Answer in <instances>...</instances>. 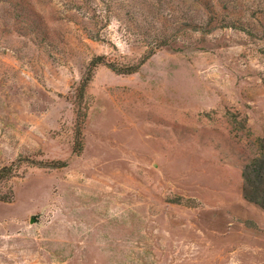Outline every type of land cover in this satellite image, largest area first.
<instances>
[{
  "label": "rangeland",
  "instance_id": "374dc122",
  "mask_svg": "<svg viewBox=\"0 0 264 264\" xmlns=\"http://www.w3.org/2000/svg\"><path fill=\"white\" fill-rule=\"evenodd\" d=\"M261 152L264 0H0V264H264Z\"/></svg>",
  "mask_w": 264,
  "mask_h": 264
},
{
  "label": "trees",
  "instance_id": "16d2710c",
  "mask_svg": "<svg viewBox=\"0 0 264 264\" xmlns=\"http://www.w3.org/2000/svg\"><path fill=\"white\" fill-rule=\"evenodd\" d=\"M150 54L144 55L136 64L131 66H117L113 62L107 61L103 56L93 57L86 68V71L79 81L77 88H75L73 103L75 108V129H74V146L73 151L80 153L83 147V133L82 125L87 117V106L81 107L85 104L84 98L86 95V88L91 81L94 70L99 65H105L117 74H131L138 71L140 66L149 58ZM62 164V163H61ZM55 165V164H54ZM60 165V163H58ZM12 165L0 169V179L7 177L10 174ZM243 179L242 196L243 198L258 206L264 211V152L255 156L248 163L244 164L241 172Z\"/></svg>",
  "mask_w": 264,
  "mask_h": 264
},
{
  "label": "water",
  "instance_id": "95a60500",
  "mask_svg": "<svg viewBox=\"0 0 264 264\" xmlns=\"http://www.w3.org/2000/svg\"><path fill=\"white\" fill-rule=\"evenodd\" d=\"M37 221H38V216H36V215H32V216L30 217V220H29L30 223H35V222H37Z\"/></svg>",
  "mask_w": 264,
  "mask_h": 264
}]
</instances>
